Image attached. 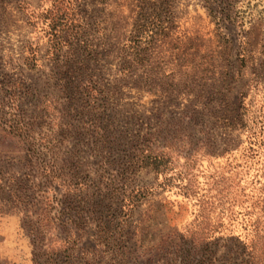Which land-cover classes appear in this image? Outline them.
Wrapping results in <instances>:
<instances>
[{"label": "rangeland", "instance_id": "374dc122", "mask_svg": "<svg viewBox=\"0 0 264 264\" xmlns=\"http://www.w3.org/2000/svg\"><path fill=\"white\" fill-rule=\"evenodd\" d=\"M249 253L264 0H0V264Z\"/></svg>", "mask_w": 264, "mask_h": 264}, {"label": "trees", "instance_id": "16d2710c", "mask_svg": "<svg viewBox=\"0 0 264 264\" xmlns=\"http://www.w3.org/2000/svg\"><path fill=\"white\" fill-rule=\"evenodd\" d=\"M10 128L13 130L14 129V126L11 125ZM248 255L250 256V258H248L247 260L241 262V264H256L255 263V260L251 258L252 257V253H249Z\"/></svg>", "mask_w": 264, "mask_h": 264}]
</instances>
